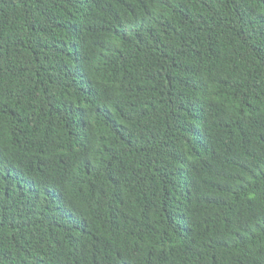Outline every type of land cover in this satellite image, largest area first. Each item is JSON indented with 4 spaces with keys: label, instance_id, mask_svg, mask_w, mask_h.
I'll return each instance as SVG.
<instances>
[{
    "label": "trees",
    "instance_id": "obj_1",
    "mask_svg": "<svg viewBox=\"0 0 264 264\" xmlns=\"http://www.w3.org/2000/svg\"><path fill=\"white\" fill-rule=\"evenodd\" d=\"M0 264H264V0H0Z\"/></svg>",
    "mask_w": 264,
    "mask_h": 264
}]
</instances>
